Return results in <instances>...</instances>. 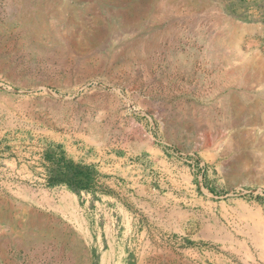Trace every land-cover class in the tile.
Here are the masks:
<instances>
[{"label":"rangeland","instance_id":"rangeland-1","mask_svg":"<svg viewBox=\"0 0 264 264\" xmlns=\"http://www.w3.org/2000/svg\"><path fill=\"white\" fill-rule=\"evenodd\" d=\"M0 264H264V0H0Z\"/></svg>","mask_w":264,"mask_h":264},{"label":"bare ground","instance_id":"bare-ground-1","mask_svg":"<svg viewBox=\"0 0 264 264\" xmlns=\"http://www.w3.org/2000/svg\"><path fill=\"white\" fill-rule=\"evenodd\" d=\"M260 245V244H259Z\"/></svg>","mask_w":264,"mask_h":264}]
</instances>
